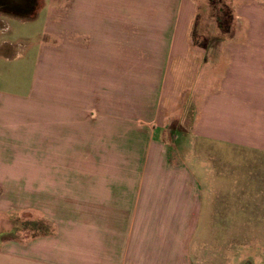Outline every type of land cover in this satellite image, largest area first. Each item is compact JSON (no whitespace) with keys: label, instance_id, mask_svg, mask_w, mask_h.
<instances>
[{"label":"crops","instance_id":"crops-1","mask_svg":"<svg viewBox=\"0 0 264 264\" xmlns=\"http://www.w3.org/2000/svg\"><path fill=\"white\" fill-rule=\"evenodd\" d=\"M19 1L26 11L0 2V16L20 23L46 5L47 22L65 32L50 47L53 57L65 55L57 70L66 74L49 95L36 93L41 40L27 92L0 89V183L67 184L69 196L55 234L27 250L0 248V264L249 263L234 248L245 251L250 232L264 227V191L260 184L235 191L229 163L243 148L264 166L261 58L251 65V51L227 47L230 41L219 49L194 45L196 0ZM11 45L3 40L1 53ZM2 65L6 76L25 68ZM30 130L34 160L26 156ZM19 134L24 142L13 149ZM123 135L132 158L107 159L109 143L124 145Z\"/></svg>","mask_w":264,"mask_h":264},{"label":"rangeland","instance_id":"rangeland-1","mask_svg":"<svg viewBox=\"0 0 264 264\" xmlns=\"http://www.w3.org/2000/svg\"><path fill=\"white\" fill-rule=\"evenodd\" d=\"M43 2L47 4L49 0H43ZM196 2L198 7L190 26L194 45L219 49L227 41H230L227 47L245 48L251 51V57L254 58L251 65H257L259 57L261 63H264V0H196ZM63 9L65 10V8H59L58 10ZM48 10L49 8L45 5L39 10L35 18L20 23L15 22L13 18L0 16L8 22L6 31L2 30L3 25L0 23V43L3 40H10L12 44L7 47V51L3 53L0 51V89L13 91L18 89L21 93L27 92V87L31 83L34 63L37 59V46H39L41 40H43L44 49L39 63L37 78L40 81L36 93L49 95L51 93V83L56 79L63 80L65 78L66 72L57 70L58 64L61 65L65 62V55H61L58 50H55V56L53 57L50 47L52 37L61 36L65 38V32H60L62 24L57 23L55 19V22H47ZM56 42L57 40L54 43L56 44ZM260 50H262L261 56L258 55ZM4 54L11 57L10 62L5 61ZM20 55H23L24 59H18ZM5 63L7 65L12 64L11 68L14 69L17 68L15 66L21 63L25 68L20 74L18 71L11 70L10 74L6 76L3 75L6 67L2 65ZM257 71L256 67L252 66L250 68L251 75L256 74ZM13 75L16 79L20 75L27 84L26 88H24V82L20 84V87L14 86L17 85V82H12L14 81ZM30 131L35 132V130ZM93 131L96 135L99 132L98 130ZM109 132L107 133L108 142H112L113 134L111 132L109 134ZM49 137L46 139L48 142ZM123 137L124 145L117 147L115 150L114 145L109 143L110 148L105 152L107 159L132 158V151L129 147L131 141L127 140L126 144L125 139L127 137L124 135ZM23 142V135L19 134L16 139L11 140L10 147L20 146ZM26 142H29V144H26L28 151L26 156L34 160L36 156L35 133L28 134ZM98 146L97 139L92 135L91 159L100 157L102 151L99 150ZM74 153L76 158L83 157L81 150H76ZM230 153L232 154V151ZM50 154V150L44 151L42 158L44 160L50 159ZM134 154H136V151L133 152ZM233 155L230 157L233 161L229 163L230 173L235 178V180L233 179V189L235 191L249 190L256 192L260 188V184L261 190L264 191V166L259 168V165L257 167L254 165V162H252L255 158L253 157L254 152L236 148ZM52 186H54V190ZM68 192L67 184L0 183V248L27 250L34 247L36 238L40 240L44 238L45 240V237L55 234L57 223L59 224L60 220L66 217ZM258 234L261 239H257ZM250 237L249 241L252 243L250 247L245 248V251H242L241 247H235V255L245 254L244 260L250 259L247 264H264V244L258 245L259 241L264 243V227L262 226L261 230L257 232L251 231ZM234 242L237 244L238 239L235 238ZM246 255H250V257ZM242 264H246V262Z\"/></svg>","mask_w":264,"mask_h":264},{"label":"flooded vegetation","instance_id":"flooded-vegetation-1","mask_svg":"<svg viewBox=\"0 0 264 264\" xmlns=\"http://www.w3.org/2000/svg\"><path fill=\"white\" fill-rule=\"evenodd\" d=\"M2 8L6 11H26L27 6L23 5V1L19 0H0Z\"/></svg>","mask_w":264,"mask_h":264}]
</instances>
